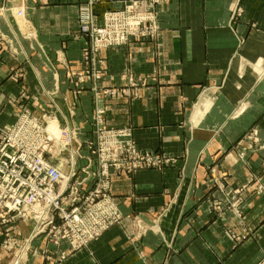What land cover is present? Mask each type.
<instances>
[{"label":"crops","instance_id":"obj_1","mask_svg":"<svg viewBox=\"0 0 264 264\" xmlns=\"http://www.w3.org/2000/svg\"><path fill=\"white\" fill-rule=\"evenodd\" d=\"M89 1L3 0L26 17L9 12L0 21L24 52L15 62L0 45V129L15 121L16 104L37 115L57 105L64 114L74 110L72 124L90 136L92 88L79 98L67 79L81 70L74 37ZM121 1L96 0L94 12L101 18ZM156 14L158 40L98 56L107 71L99 87L122 90L101 105L108 124L131 127L140 148L170 163L114 172L110 195L122 224L61 264H264V194L253 188L256 179L264 183V151H245L243 161L237 147L245 133L264 142V0H160ZM15 63L21 82L9 78ZM238 108L245 113L238 116ZM16 225L27 234V224ZM47 245L36 243L30 264H48L44 248L56 250ZM7 255L0 249V264Z\"/></svg>","mask_w":264,"mask_h":264},{"label":"rangeland","instance_id":"obj_2","mask_svg":"<svg viewBox=\"0 0 264 264\" xmlns=\"http://www.w3.org/2000/svg\"><path fill=\"white\" fill-rule=\"evenodd\" d=\"M159 2L160 0H124L121 3V8L106 11L102 14L101 18L94 12L96 0H90L88 4L80 7L78 13L79 33L74 38L81 42L82 65L79 71L67 72V79L76 84L74 88L77 89V93H75L77 97L82 92L84 93L88 87H90V90L92 88L94 110L89 122L90 136L87 137L85 135V128L83 126L78 125L77 127V121L75 125L74 123L72 124V120L76 116L74 110L68 108L65 112L66 114H64L55 103V107L51 105L49 106L50 108L42 109L40 115H37L27 104H16L15 121L6 128L0 129V133L6 136L9 143H17L19 148L14 147V150L17 149L19 155L21 152L26 151L27 147H30V149L37 152V155L40 154L48 164L62 170L64 177L62 183L55 186L56 193L57 191L59 193L63 191V204L61 206L48 208L47 205H31L20 206L15 209L11 205L0 204V249L8 253V264H30L32 258L38 252V247H35V245L40 241L52 246L56 250L55 252L49 250L47 247L44 248L45 251L43 253L46 255L48 264H61L75 252L88 248L90 244L97 241L109 229L122 224V211L110 195L114 172H124L132 175L138 171L160 169L162 166L170 163V160L163 157L160 153L140 148L134 141L133 129L131 127L113 128L108 124L106 112L101 105L108 100L118 98V96L122 95V90H102L99 87V84L107 76L106 66L103 64L104 61L98 60L100 54L110 51L122 53L123 47L159 39L161 28L156 14ZM89 8L92 9V12H89ZM9 12L14 20L17 21H21V19L23 20L26 17V12L21 8L14 11L10 9L8 3L0 0V21L2 18H7ZM123 13L130 18L127 24L122 22ZM119 14L120 16L117 17ZM20 24L19 26L21 27ZM21 30L24 29L21 28ZM22 35L26 39H30L28 33H22ZM122 36L124 37L123 39ZM13 37L15 40H18L14 35ZM11 40L1 29L0 22V45L1 47L6 46L5 52H8V56L17 62V58L22 55L23 50H20V44L16 46ZM94 40L110 41L107 45H103L102 42L95 43ZM116 40H122V42H117ZM20 65V63H15L14 67L9 68V78L18 82H21L24 77L21 71L22 68L17 67ZM261 77L259 76L257 79L259 80ZM91 82L93 83L92 85ZM38 111H40V108H38ZM210 111L211 109H208L207 112ZM245 111V109L238 108V116L243 115ZM55 119L60 121L61 126L58 123L52 124ZM81 120L83 121L82 118ZM35 125L45 127L46 130L48 129L50 136L48 134L43 137L39 136L34 130ZM195 127L196 131H199V124H196ZM215 128L216 126L212 127L213 130ZM58 129L63 131L61 137V131ZM54 130L57 131L54 133ZM220 130L218 129L217 131ZM65 132L71 135L69 142H65ZM122 132L129 133L132 136V142L136 148H132L131 156L128 154L124 155L125 151L122 150H125V148L120 147L119 143L111 139L116 135L122 136ZM237 147L242 149L243 152H240V158L244 161L247 158L244 153L245 151L257 154L262 153L264 151V142L256 137L255 132L250 136H247V133H245L243 139L240 142L238 141ZM136 149L144 155L145 160L152 163H145L141 156H136L134 154ZM99 150L101 152L106 150L108 157L105 155L104 158L99 160L94 153V151L98 153ZM126 151L129 152V150ZM135 156L136 164L133 159ZM262 161L264 166V160ZM114 164H116L117 168L113 166ZM122 164L125 166L124 168ZM68 176L70 177L69 183L65 186L67 183L64 184V182ZM100 179L105 182L109 190L103 191L95 202H91L90 198H92V193L96 189L94 186L104 185ZM261 180L256 179L253 188L259 194H264V183ZM78 190H81V193H78ZM107 197L109 200L108 202L105 201L104 211L109 212L110 216H115L110 218L111 224L101 235L88 239L89 236L85 232V228L89 227L90 221L97 223L104 222L105 220L101 209L93 210L94 212H92L91 208L93 204L99 203L107 199ZM39 210L50 214V217L46 215L41 217ZM110 210H113L112 213ZM76 213L85 217L89 222L77 224L73 218ZM90 214H92L91 220ZM17 223L28 225L29 230L27 234L23 235L22 230L17 231ZM9 225H12L11 229ZM15 231L16 234L13 236L11 233ZM6 232H9L12 236L4 237ZM64 248L67 249L62 250Z\"/></svg>","mask_w":264,"mask_h":264},{"label":"built area","instance_id":"obj_3","mask_svg":"<svg viewBox=\"0 0 264 264\" xmlns=\"http://www.w3.org/2000/svg\"><path fill=\"white\" fill-rule=\"evenodd\" d=\"M89 12H92L91 8H89ZM124 14L125 13L122 14V22L124 24H127L128 21H130V18L129 16ZM119 16L120 14L117 17ZM123 38L124 37L122 36V39ZM109 41L110 40H94L95 43L102 42L103 45H107ZM116 41L122 42V40ZM34 130L39 136H45V127H38L35 125ZM65 136V142H69L71 140V135H69L68 132H65ZM111 139H113L116 143H119L120 147L122 146V148H125V150H122L125 151L124 155L128 154L129 156H131V150L133 147H135V144L132 142V136L129 133L122 132V136L116 135ZM7 140L8 139L6 138V136L0 133V204H8L13 206V208L15 209L20 206L31 205H47L48 208H52L53 206H61L63 204V191L60 193L57 191V193H59L57 194L55 191V186L57 184L60 185L64 180L62 170L48 164V162L43 159L40 154L37 155V152L30 149V147H27V150L24 151L26 152V154H24V152H21L19 155V152H17L18 150H14V147L19 148L17 143L14 142L11 144ZM36 148L38 149V147ZM126 150H129V152H127ZM94 153L97 155L99 160H101V158H104L105 155L106 157H108L106 150H103L102 152L99 150L98 153L94 151ZM134 154L136 156H141L143 162L152 163L151 161L145 160L144 155H142L137 149L136 151H134ZM136 156L133 157V159L135 160V164ZM113 166L116 167V164H114ZM122 167L124 168L125 166L122 164ZM69 179V176L67 177V179H65L64 184L67 183L65 186L68 185ZM101 183H103L104 185L94 186V188L96 189L92 193V198H90L91 202H95V200L99 198L103 191L109 190V188L107 189L103 180H101ZM78 193H81V190H78ZM108 200L109 198L107 197V199L93 204L91 211L94 212L93 210L96 211L98 209H101L103 218L105 220L104 222L102 221L97 223H92L90 221L89 227L85 228V232H87V235L89 236L88 239H91L94 236L98 237L111 224L110 218H113L115 215L110 216L108 214L109 212L104 211V205H106L105 201L108 202ZM112 211L113 210H110L111 213ZM39 215L41 217H44L45 215L47 217H50V214L44 213V211H40ZM75 215L73 216V218L77 224L89 222V220H87L83 216H80V214H77L76 217ZM91 217L92 214H90V220Z\"/></svg>","mask_w":264,"mask_h":264},{"label":"bare ground","instance_id":"obj_4","mask_svg":"<svg viewBox=\"0 0 264 264\" xmlns=\"http://www.w3.org/2000/svg\"><path fill=\"white\" fill-rule=\"evenodd\" d=\"M45 130H46V128H45ZM58 130H60L61 131V129H58ZM57 131V130H56ZM55 130L53 131L54 133L56 132ZM44 134L45 135H49L50 136V134H49V132H48V129L46 130V131H44ZM53 135H55V134H53ZM62 136V131L60 132V137Z\"/></svg>","mask_w":264,"mask_h":264}]
</instances>
